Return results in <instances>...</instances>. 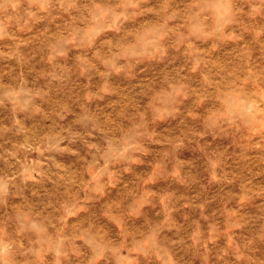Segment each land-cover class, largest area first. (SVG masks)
<instances>
[{
  "label": "clouds",
  "instance_id": "9594fccd",
  "mask_svg": "<svg viewBox=\"0 0 264 264\" xmlns=\"http://www.w3.org/2000/svg\"><path fill=\"white\" fill-rule=\"evenodd\" d=\"M0 264H264V0H0Z\"/></svg>",
  "mask_w": 264,
  "mask_h": 264
}]
</instances>
